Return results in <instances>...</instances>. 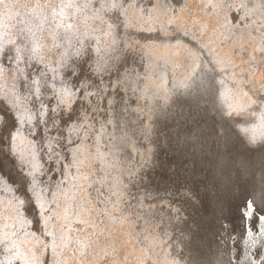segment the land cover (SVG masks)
Listing matches in <instances>:
<instances>
[{
    "label": "rangeland",
    "instance_id": "rangeland-1",
    "mask_svg": "<svg viewBox=\"0 0 264 264\" xmlns=\"http://www.w3.org/2000/svg\"><path fill=\"white\" fill-rule=\"evenodd\" d=\"M0 264H264V0H0Z\"/></svg>",
    "mask_w": 264,
    "mask_h": 264
}]
</instances>
